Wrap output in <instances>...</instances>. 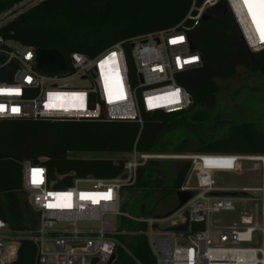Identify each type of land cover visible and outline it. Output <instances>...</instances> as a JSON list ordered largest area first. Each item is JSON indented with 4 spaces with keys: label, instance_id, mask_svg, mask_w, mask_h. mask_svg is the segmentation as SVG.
<instances>
[{
    "label": "built area",
    "instance_id": "obj_1",
    "mask_svg": "<svg viewBox=\"0 0 264 264\" xmlns=\"http://www.w3.org/2000/svg\"><path fill=\"white\" fill-rule=\"evenodd\" d=\"M44 1L21 0L1 12L0 31ZM219 5H224L233 16L247 48L255 53L264 50V40L261 42L255 36L242 0H204L201 5L193 1L186 19L198 22L207 10ZM130 45L137 76L142 78L136 89L131 87L120 43L95 58L72 53L70 70L67 63L66 74L45 76L35 69L36 48L7 40L0 33L4 65L13 66L10 80L0 82V107L3 108L0 120L91 121L104 118L141 124V108L144 112L166 113L188 109L191 98L178 85L176 76L199 68L202 59L195 50H190L182 23L170 30L135 37ZM104 62L112 68V81L105 90L99 67ZM76 76L88 82V86L59 85ZM65 98L68 103L63 101ZM128 155L130 159L125 160L123 171L117 177H74L69 186L51 179L45 166L23 161L21 184L25 207L33 216L28 224H22L21 230H13L0 212V264L3 243L16 240L20 232L27 233L23 239L37 248L35 264H108L112 257L115 258L119 246L118 220L128 217L120 210L122 189L135 184L138 168L149 161L167 158L136 151ZM230 156L232 162L224 172L235 171L240 162L253 157ZM254 157H263L262 161H257L262 170L259 189L235 192L219 189L212 179V174L219 171L203 166L196 176V187L187 186L188 177L181 188V191L194 193L182 208L163 218L133 219L146 224L143 235L156 264H264V156ZM33 169L38 171L33 174ZM254 192L259 193L258 197ZM238 206L243 209L239 222L223 226L212 220L216 214L235 212ZM30 223L35 225L33 229ZM182 223L189 225L186 234L165 230ZM192 225H200L202 229L191 232Z\"/></svg>",
    "mask_w": 264,
    "mask_h": 264
},
{
    "label": "trees",
    "instance_id": "obj_2",
    "mask_svg": "<svg viewBox=\"0 0 264 264\" xmlns=\"http://www.w3.org/2000/svg\"><path fill=\"white\" fill-rule=\"evenodd\" d=\"M21 0H0V13ZM204 0H45L4 27L7 40L36 49L57 50L70 70V55L78 52L95 58L120 43L125 53L131 87L139 80L131 58V39L170 30L182 23L186 37L202 63L197 69L176 76L178 85L191 98V106L178 112H144L136 121L0 120V212L13 230H21L25 194L21 164L28 160L45 166L49 177L69 186L74 177L115 178L125 160L70 158L71 153H165L175 155L264 156V131L255 122L230 123L226 134L202 136L197 129L208 124L217 108L222 85L240 71L264 80V50L250 51L242 40L233 16L224 5L211 8L198 22L186 19L192 2ZM0 54V82H8L12 65ZM140 99V92H137ZM212 124V134L217 133ZM188 127L193 139L183 136L171 147L165 138ZM182 128V129H183ZM195 130V131H194ZM205 131V128H204ZM190 161H149L138 168L134 185L122 189L120 210L128 217L118 220L119 246L113 264H156L143 232L146 224L133 219L151 217L158 203L183 187ZM154 200V201H153ZM182 223L166 231L187 233ZM202 226L192 225L191 232ZM37 248L19 240L15 259L9 264H35Z\"/></svg>",
    "mask_w": 264,
    "mask_h": 264
},
{
    "label": "rangeland",
    "instance_id": "obj_3",
    "mask_svg": "<svg viewBox=\"0 0 264 264\" xmlns=\"http://www.w3.org/2000/svg\"><path fill=\"white\" fill-rule=\"evenodd\" d=\"M63 84L70 87L88 86V82L80 79L79 76L59 82V85ZM240 120L255 122L258 124L259 129L264 131V80L244 71H240L238 76L234 80L222 85L220 100L217 108L213 112L211 120L208 122V124L202 126L201 129L198 128L197 131L199 134H202V136L207 137H209L210 135H224L226 134L227 127L230 123H236ZM212 124H217V133L213 132L212 134L210 126ZM182 128L183 127L176 129L172 133H170L165 138V144L168 145L169 143L171 147L174 143H178L183 138V136L187 134H189L193 139L197 137L196 132H189L190 129L188 127H184L183 129ZM170 149H172V147ZM170 149H167L165 153L158 154L167 158L154 161H159L162 163L190 161L191 169L187 175V178H190L187 185L189 188L196 187L195 179L196 176L199 175L203 166L205 168H212L219 171L212 174V179L214 180L215 186L219 189L235 192L241 189L260 188L262 178L260 162L242 161L238 164L235 171L224 172L227 170V168H229L232 162V156H199L191 153L175 155L170 152ZM69 157L84 159L100 158L113 161L119 159H130V155H123L118 153H71L69 154ZM252 158L263 157L253 156ZM253 195H255V197H258L259 193L254 192ZM177 205V198L175 194H172L158 203V206L151 217H166L175 211ZM245 210L248 212L249 206ZM242 212L243 209L238 206L235 212L216 214L212 217V220L220 225L229 226L233 223L239 222L240 217L242 216ZM27 236V233L20 232L16 234V240L6 241L5 243H3L1 249V264H9L15 259V255L13 254L12 256H10L9 253L15 251L19 246V240L26 238Z\"/></svg>",
    "mask_w": 264,
    "mask_h": 264
},
{
    "label": "water",
    "instance_id": "obj_4",
    "mask_svg": "<svg viewBox=\"0 0 264 264\" xmlns=\"http://www.w3.org/2000/svg\"><path fill=\"white\" fill-rule=\"evenodd\" d=\"M190 50L194 51V47L190 44ZM35 69L38 73L45 76H61L67 73V62L64 57L57 50H45L36 49L35 50ZM138 80L142 83V78L139 75ZM198 157V156H197ZM194 195L191 191H178L175 193L177 198V208L178 210L182 208ZM228 195V194H224ZM234 195V194H231ZM35 225H31L33 229ZM114 257L111 258L108 264H113Z\"/></svg>",
    "mask_w": 264,
    "mask_h": 264
},
{
    "label": "bare ground",
    "instance_id": "obj_5",
    "mask_svg": "<svg viewBox=\"0 0 264 264\" xmlns=\"http://www.w3.org/2000/svg\"><path fill=\"white\" fill-rule=\"evenodd\" d=\"M242 4L246 18L250 23L255 36L257 37L258 40L262 42L264 40V5L261 4L245 5L243 3V0H242ZM249 9H251V14ZM99 67H100V81L105 90V87L106 88L108 87V83L112 81L110 79V72L112 71V68L110 67L109 64H105V62L103 65L101 64ZM105 71L107 75H105ZM63 101L67 102V98L63 99ZM262 160L263 158L250 159V161H262Z\"/></svg>",
    "mask_w": 264,
    "mask_h": 264
},
{
    "label": "snow or ice",
    "instance_id": "obj_6",
    "mask_svg": "<svg viewBox=\"0 0 264 264\" xmlns=\"http://www.w3.org/2000/svg\"><path fill=\"white\" fill-rule=\"evenodd\" d=\"M243 3L245 5H252V4H261V5H264V0H243ZM250 11V14H251V9H249ZM0 111H3V108L0 107ZM33 174H35L38 170L36 169H33Z\"/></svg>",
    "mask_w": 264,
    "mask_h": 264
},
{
    "label": "flooded vegetation",
    "instance_id": "obj_7",
    "mask_svg": "<svg viewBox=\"0 0 264 264\" xmlns=\"http://www.w3.org/2000/svg\"><path fill=\"white\" fill-rule=\"evenodd\" d=\"M25 213H26L25 216L27 217V219L33 216L31 210L28 207H25Z\"/></svg>",
    "mask_w": 264,
    "mask_h": 264
},
{
    "label": "crops",
    "instance_id": "obj_8",
    "mask_svg": "<svg viewBox=\"0 0 264 264\" xmlns=\"http://www.w3.org/2000/svg\"><path fill=\"white\" fill-rule=\"evenodd\" d=\"M123 155H127V154H123ZM26 215V213L24 214V221L22 222V224L24 225L26 222H27V224H28V221H29V219H31V218H28L27 219V217L25 216ZM31 225H33V223H30ZM29 224V225H30ZM16 251V250H15Z\"/></svg>",
    "mask_w": 264,
    "mask_h": 264
}]
</instances>
